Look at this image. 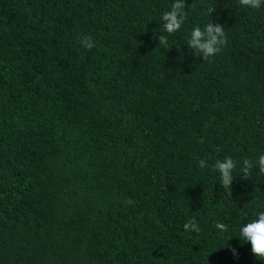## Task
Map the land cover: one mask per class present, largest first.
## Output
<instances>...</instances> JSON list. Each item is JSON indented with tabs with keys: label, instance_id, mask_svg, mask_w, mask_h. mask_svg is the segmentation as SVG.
I'll list each match as a JSON object with an SVG mask.
<instances>
[{
	"label": "trees",
	"instance_id": "trees-1",
	"mask_svg": "<svg viewBox=\"0 0 264 264\" xmlns=\"http://www.w3.org/2000/svg\"><path fill=\"white\" fill-rule=\"evenodd\" d=\"M173 2L0 0V264H264L237 237L264 211L258 165L239 177L264 154V4L185 0L168 36ZM210 21L227 42L202 61Z\"/></svg>",
	"mask_w": 264,
	"mask_h": 264
},
{
	"label": "clouds",
	"instance_id": "clouds-1",
	"mask_svg": "<svg viewBox=\"0 0 264 264\" xmlns=\"http://www.w3.org/2000/svg\"><path fill=\"white\" fill-rule=\"evenodd\" d=\"M239 4L250 9H259L264 0H239ZM190 5L185 3V0H174L170 5V10L163 12L161 15V29L168 36H173L178 33L182 25L188 19V9ZM187 9V10H186ZM216 12V7H207L206 14L212 16ZM159 44H166L168 42L167 36L160 34L158 37ZM227 37L225 33V27L219 23L213 24L211 21L204 25L203 29L200 26H194L190 32V36L187 39L186 45L191 50L193 57H199L202 61H207L211 57L219 54L222 47L226 45ZM80 44L83 48L91 50L96 47V43L91 37H81ZM199 167L206 168L208 165L205 160H199ZM242 175L244 180H249L250 170L258 165L259 173L264 175V154H260L258 158L253 161L250 158L243 160ZM237 164L233 158L226 156L224 159L215 160L212 165L213 171L219 173V185L223 191H227L231 195V184L234 180L233 171ZM214 228L221 233L228 231V225L225 223L216 222ZM183 229L195 233L201 232V227L195 218H190L183 224ZM243 243H248L251 246L252 255L261 261H264V211H260L256 214L254 219L243 223L239 227V235L237 236ZM229 237L227 240L231 239ZM234 255H236L235 249H231Z\"/></svg>",
	"mask_w": 264,
	"mask_h": 264
}]
</instances>
